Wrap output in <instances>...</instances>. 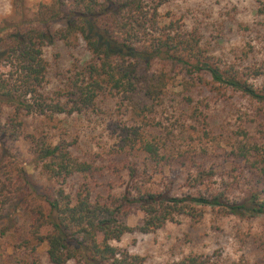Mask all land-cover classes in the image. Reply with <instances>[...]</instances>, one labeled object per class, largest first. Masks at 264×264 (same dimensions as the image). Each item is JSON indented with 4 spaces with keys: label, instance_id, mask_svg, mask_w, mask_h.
Masks as SVG:
<instances>
[{
    "label": "trees",
    "instance_id": "obj_1",
    "mask_svg": "<svg viewBox=\"0 0 264 264\" xmlns=\"http://www.w3.org/2000/svg\"><path fill=\"white\" fill-rule=\"evenodd\" d=\"M21 1H13L16 9ZM170 1L50 0L35 5L30 16L0 25L1 62L8 67L0 73V223L15 261L33 264L45 245L49 264H145L144 257L111 242L134 231L154 233L179 217L199 222L206 208L220 216L264 217V150L248 134L232 144L220 166L207 164L204 146L170 149L154 133L155 111L175 90L194 133L206 130L204 108L222 93H239L258 111L264 108V66L212 62L195 33L179 22H161L160 10ZM56 42H82L88 58L48 95L43 49ZM104 97H117L128 113L117 152L126 157L116 176L97 166L102 163L73 155L65 139L26 133L25 118L36 116L49 126L59 115L93 110ZM20 140L29 143L30 163L45 187L28 174ZM174 166L187 170L190 192L181 196L172 193L167 178ZM236 172L248 177L247 184ZM108 175L120 180L118 186L108 178L98 191L97 179ZM135 211L143 218L130 227L127 219ZM176 264L201 262L187 256Z\"/></svg>",
    "mask_w": 264,
    "mask_h": 264
},
{
    "label": "rangeland",
    "instance_id": "obj_2",
    "mask_svg": "<svg viewBox=\"0 0 264 264\" xmlns=\"http://www.w3.org/2000/svg\"><path fill=\"white\" fill-rule=\"evenodd\" d=\"M13 1L0 0V25L18 21L21 15L30 16L35 5L50 0H22L20 9H16ZM160 15L164 24L179 22L184 31L195 33L205 54L221 67L264 66V0H173L162 6ZM43 56L48 64L45 89L48 95L63 87L74 64L88 58L82 42L77 47L53 43L43 49ZM1 59L0 48V73H5L8 67ZM262 80H257L255 85ZM177 92L172 91L163 105L157 107L152 123L155 135L165 140L170 149L204 146L207 148V164L221 166L223 156L231 150L232 144L246 133L264 150V108L258 111L239 93H222L204 108L206 130L194 133L190 129L189 113H185L189 109L183 105L182 95ZM127 119L128 113L119 106L117 97H104L93 110L59 115L49 126H45V121L39 117L25 118V130L28 134L45 131L54 140L65 139L73 145V155L102 163L97 166H102L106 174L116 176L115 168H121L119 163L126 157L125 153L117 152L122 139L119 132ZM17 146L32 181L38 188L45 187V179L33 170L30 163L29 143L20 140ZM129 156L141 162L144 160L139 155ZM241 165L247 174V167ZM186 172L181 166H174L173 171L167 173L168 181L173 180V194L181 196L190 192L185 183ZM234 174L240 177L242 184H247L248 177H242L238 172ZM106 178L97 179L98 191L103 190L101 186L109 181L108 178L113 179L109 175ZM113 182L112 187L116 188L120 180L116 178ZM142 218L143 214L135 211L127 223L136 227ZM1 230L2 223L0 264H21L15 261L13 244L9 237L1 235ZM111 245L144 257L145 264H176L187 256L198 257L201 264H264V217L220 216L206 208L199 222L179 217L176 222L167 223L154 233L134 231ZM45 251V245L38 248L33 264H49Z\"/></svg>",
    "mask_w": 264,
    "mask_h": 264
}]
</instances>
